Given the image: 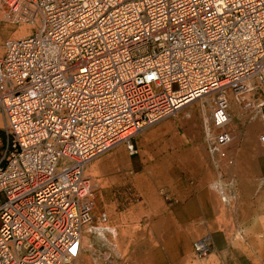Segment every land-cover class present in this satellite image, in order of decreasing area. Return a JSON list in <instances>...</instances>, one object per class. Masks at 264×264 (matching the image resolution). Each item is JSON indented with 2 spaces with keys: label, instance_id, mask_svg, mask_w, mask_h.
I'll return each instance as SVG.
<instances>
[{
  "label": "built area",
  "instance_id": "obj_1",
  "mask_svg": "<svg viewBox=\"0 0 264 264\" xmlns=\"http://www.w3.org/2000/svg\"><path fill=\"white\" fill-rule=\"evenodd\" d=\"M2 22L31 32L0 46V264H74L91 160L121 142L133 154L136 134L211 94L207 150L224 157L225 93L249 111L239 98L264 89V0H0Z\"/></svg>",
  "mask_w": 264,
  "mask_h": 264
},
{
  "label": "rangeland",
  "instance_id": "obj_2",
  "mask_svg": "<svg viewBox=\"0 0 264 264\" xmlns=\"http://www.w3.org/2000/svg\"><path fill=\"white\" fill-rule=\"evenodd\" d=\"M25 27L24 32L30 34V25L0 23V46L6 39L17 38L14 36L21 34V28ZM225 95L230 103L229 125L236 126L238 121L247 126L248 131L254 132L260 127L263 131L264 112L259 108V104L264 102L262 87L258 86L253 94L239 98V102L251 101L249 111L238 105L231 91ZM210 98L209 106L205 107V121L198 102H193L188 106L191 110L186 112L187 117L176 112V115L136 134L131 140L133 154L124 145L126 164L101 168L88 164L85 167L91 185H95L91 191L93 220L83 231V241L85 232L89 239L83 243V251L74 264H264V236L259 235L264 230V176L260 182H237L235 187H231L230 205L224 203L228 199H225V193L220 195V191L215 189L217 180L210 158L221 155L210 154L206 145L207 135L214 132L210 123L214 95ZM204 122L205 135L201 129ZM162 124H168V129L161 128ZM3 126L0 116V164L6 144ZM259 137L257 142L249 138L247 143L244 142L246 156H264V145ZM233 141L223 151L224 157H220L221 166L227 162L225 156L238 154L240 142L237 139ZM188 184L192 187L200 185L201 188L196 191L186 189ZM190 192L217 201L219 217L214 228L191 235H183L181 229L176 237H168L167 224L177 228L180 223L170 220V216L181 213L174 206L191 196ZM101 213L105 214L104 222L99 219ZM214 232L222 234L218 237L219 245L213 246L212 243L204 259L195 258L192 242ZM99 237H104L105 242Z\"/></svg>",
  "mask_w": 264,
  "mask_h": 264
},
{
  "label": "crops",
  "instance_id": "obj_3",
  "mask_svg": "<svg viewBox=\"0 0 264 264\" xmlns=\"http://www.w3.org/2000/svg\"><path fill=\"white\" fill-rule=\"evenodd\" d=\"M195 102L199 101L196 100ZM190 104L184 106L179 111L178 114H183L185 117L188 116L186 114L189 109ZM177 114V116H178ZM176 115V113H175ZM179 118V117H177ZM168 124H162L161 128H167ZM206 125V124H205ZM229 130H231L233 135V140L237 139L240 142V146L238 148V154L236 156H225L224 159H227V162L221 166L220 165V156H210L211 163L213 164V172L215 173V179L217 181L214 182L215 189L220 191V195L225 193L227 200H224L226 205H230V198L232 194L231 187H233L237 182H245V181H256L260 182V179L264 176V156H246L245 146L247 143V138L250 140L257 142L258 137L261 134V127L255 129L254 132L248 131L247 126H243L242 124L236 122V126L230 124L228 126ZM255 128V127H254ZM201 129H203V133L205 135V128L202 125ZM234 133V134H233ZM234 142V141H233ZM245 142V143H244ZM209 167V166H206ZM228 174H230L228 176ZM187 184V183H186ZM235 187V186H234ZM261 187V186H260ZM259 187V189H260ZM190 189H195L194 191L200 189V185H196L193 187L188 184L186 187ZM236 190V189H235ZM222 192V193H221ZM189 194V192L187 193ZM191 196L185 197L180 203L176 204L174 208L181 213H175V216H170L171 221L180 222L177 224V228L173 224H167V236L168 237H176L179 230H183V235H191L193 232H209V229L213 230L215 221L218 219V203L214 198H205L199 196L200 194L190 192ZM173 218V219H172ZM190 224V225H189ZM192 227H189V226ZM174 227V229H173ZM212 238L211 241L213 246L219 245V238L222 234L218 232L211 233ZM259 235L264 236V230H261Z\"/></svg>",
  "mask_w": 264,
  "mask_h": 264
},
{
  "label": "bare ground",
  "instance_id": "obj_4",
  "mask_svg": "<svg viewBox=\"0 0 264 264\" xmlns=\"http://www.w3.org/2000/svg\"><path fill=\"white\" fill-rule=\"evenodd\" d=\"M27 27L25 28H21V34L19 35H15L14 37H23L26 35H29L28 32H24L26 30ZM214 94L211 95H207V96H203L201 98L198 99L199 103V108L201 110L202 116H204V121H205V107L209 106V101H210V97H212ZM228 96V95H227ZM212 102V101H211ZM206 122L203 123V126H205ZM170 132V131H169ZM153 136V135H152ZM155 136V135H154ZM211 136V134L207 135L206 138H209ZM171 141V140H170ZM125 145V142H121L113 147H111L109 150H107L105 153L99 155L98 157H95L93 160H91V162H89V164H91L93 167L96 168H101V167H105L107 165H114V164H126L127 161V157L126 154L123 151V146ZM93 188L95 187V185L92 186ZM97 188V187H96ZM95 189V188H94ZM93 189V190H94ZM92 190V191H93ZM150 200V199H149ZM151 201V200H150ZM153 201V200H152ZM163 202V201H162ZM148 203V202H147ZM157 203V202H156ZM155 203V204H156ZM153 204V203H152ZM158 206V205H157ZM160 207V205L158 206ZM167 208V207H166ZM155 209V208H154ZM163 211V209H162ZM167 211V210H166ZM155 212V211H154ZM157 213V212H156ZM158 215V214H157ZM173 219V218H172ZM179 234V233H178ZM149 235V234H148ZM144 236V235H143ZM88 234L87 232L84 233V241L83 243L88 241ZM180 238V237H179ZM99 240L105 242L104 237H99ZM156 241V240H155ZM180 244V243H179ZM142 245V244H141ZM113 258V257H112Z\"/></svg>",
  "mask_w": 264,
  "mask_h": 264
},
{
  "label": "trees",
  "instance_id": "obj_5",
  "mask_svg": "<svg viewBox=\"0 0 264 264\" xmlns=\"http://www.w3.org/2000/svg\"><path fill=\"white\" fill-rule=\"evenodd\" d=\"M2 138L4 139V137L2 136Z\"/></svg>",
  "mask_w": 264,
  "mask_h": 264
}]
</instances>
